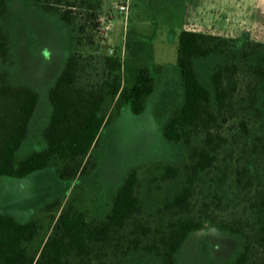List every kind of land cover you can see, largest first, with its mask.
Returning <instances> with one entry per match:
<instances>
[{
	"label": "trees",
	"instance_id": "16d2710c",
	"mask_svg": "<svg viewBox=\"0 0 264 264\" xmlns=\"http://www.w3.org/2000/svg\"><path fill=\"white\" fill-rule=\"evenodd\" d=\"M22 2L59 22L67 55L46 88L50 111L40 130L43 145L21 153L41 92L11 79L17 64L16 11L10 0H0V175L23 177L53 167L61 179L80 180L68 196L48 199L26 221L0 211V264H130L137 253L154 255L159 264H177L191 232L211 226L241 241L228 264H264V172L255 162L264 157V42L243 40L237 46L234 37L183 28L176 57L180 97L155 107L157 116L164 111V139L181 156L130 166L101 205L99 156L93 151L100 132L126 104L141 113L154 91L155 74L168 66L106 54L102 75L84 84L82 49L93 43L86 31L100 27L102 0ZM235 47L236 52L229 50ZM216 54L229 59L213 67L207 83L196 60ZM242 70L244 98L252 110L247 114L236 98ZM228 183L232 192L225 188ZM167 184L175 187L171 194ZM204 184L207 190L197 198ZM230 193L242 197L241 214L217 216Z\"/></svg>",
	"mask_w": 264,
	"mask_h": 264
},
{
	"label": "rangeland",
	"instance_id": "374dc122",
	"mask_svg": "<svg viewBox=\"0 0 264 264\" xmlns=\"http://www.w3.org/2000/svg\"><path fill=\"white\" fill-rule=\"evenodd\" d=\"M10 3L16 11L13 29L17 34V64L11 69V79L30 83L41 92L29 137L20 151L23 153L43 145L40 130L50 111L46 88L58 74L67 50L63 29L55 18L45 17L35 7L25 6L22 0H10ZM121 3L128 4L127 12L118 11L117 4ZM99 17L100 27L86 31V35L93 38V43H88L82 49L86 68L81 72V82L85 84L98 79L103 73V56L111 53L168 66L164 72L155 74L154 91L148 96L141 113H133L126 104L119 116L100 132L99 147L93 151L99 156L101 185L97 195L102 205L130 166L146 160H175L181 156L177 146L169 145L162 135L164 111H158L160 116L155 114L156 106L163 105V102L167 104L181 94L176 68L180 31L186 28L234 37L237 46L243 40L264 42V0H102ZM107 21L110 22L108 29L105 28ZM229 50L236 52L237 48ZM255 53L252 51L245 61L253 58ZM226 59L229 57L224 54L197 59L196 66L201 78L208 83V75L213 67ZM243 63L244 60L241 61ZM238 81L239 94L236 98L241 112L251 113L249 101L244 98L247 77L243 70L238 75ZM161 109L164 110V107ZM249 120V126L253 127V119ZM230 131L234 142H238V134L234 129ZM255 162L264 172V157ZM79 180L61 179L53 167L35 170L23 177L0 175V211L26 221L48 199L58 194L68 196L72 185ZM229 184L225 188L232 192ZM206 185L197 191V198H200L202 191L205 194ZM165 186L169 194L175 188L170 184ZM239 198L242 197L230 193L224 198V209L216 211L217 216H239L242 209V199L238 201ZM240 242L239 238L215 226L196 230L191 232L178 251L176 261L177 264H228L235 257ZM129 263L159 264V260L154 255L137 253Z\"/></svg>",
	"mask_w": 264,
	"mask_h": 264
},
{
	"label": "built area",
	"instance_id": "2783aa9c",
	"mask_svg": "<svg viewBox=\"0 0 264 264\" xmlns=\"http://www.w3.org/2000/svg\"><path fill=\"white\" fill-rule=\"evenodd\" d=\"M117 7H118V11L119 12H124L125 13V12L128 11V7L129 6L126 3H121V4H117ZM109 25H110V22L107 21L105 28H108ZM110 51L112 52L113 50H110Z\"/></svg>",
	"mask_w": 264,
	"mask_h": 264
},
{
	"label": "crops",
	"instance_id": "0c3cea01",
	"mask_svg": "<svg viewBox=\"0 0 264 264\" xmlns=\"http://www.w3.org/2000/svg\"><path fill=\"white\" fill-rule=\"evenodd\" d=\"M108 29V28H107Z\"/></svg>",
	"mask_w": 264,
	"mask_h": 264
}]
</instances>
